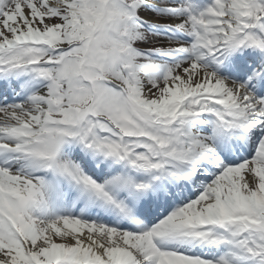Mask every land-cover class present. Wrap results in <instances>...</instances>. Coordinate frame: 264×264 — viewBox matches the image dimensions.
<instances>
[{
    "label": "snow or ice",
    "instance_id": "6c2138e0",
    "mask_svg": "<svg viewBox=\"0 0 264 264\" xmlns=\"http://www.w3.org/2000/svg\"><path fill=\"white\" fill-rule=\"evenodd\" d=\"M0 264H264V0H0Z\"/></svg>",
    "mask_w": 264,
    "mask_h": 264
},
{
    "label": "rangeland",
    "instance_id": "374dc122",
    "mask_svg": "<svg viewBox=\"0 0 264 264\" xmlns=\"http://www.w3.org/2000/svg\"><path fill=\"white\" fill-rule=\"evenodd\" d=\"M149 46H150V45H149ZM151 46H165V45L157 44V45H151Z\"/></svg>",
    "mask_w": 264,
    "mask_h": 264
}]
</instances>
